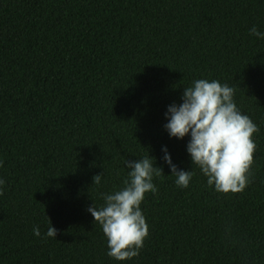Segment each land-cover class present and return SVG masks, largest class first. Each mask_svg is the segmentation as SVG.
Returning a JSON list of instances; mask_svg holds the SVG:
<instances>
[{
    "label": "trees",
    "instance_id": "1",
    "mask_svg": "<svg viewBox=\"0 0 264 264\" xmlns=\"http://www.w3.org/2000/svg\"><path fill=\"white\" fill-rule=\"evenodd\" d=\"M253 25L264 32V0H0V264H264V39ZM199 79L234 88L259 129L242 193L210 188L190 136L164 128ZM164 148L195 173L187 188ZM149 154L164 174L141 204L149 235L138 257L116 261L87 209L123 187L126 160Z\"/></svg>",
    "mask_w": 264,
    "mask_h": 264
},
{
    "label": "clouds",
    "instance_id": "2",
    "mask_svg": "<svg viewBox=\"0 0 264 264\" xmlns=\"http://www.w3.org/2000/svg\"><path fill=\"white\" fill-rule=\"evenodd\" d=\"M250 35L264 39L255 25ZM235 89L218 80L199 79L192 86L184 87L182 103L168 107L164 125L170 138L183 140L190 136L187 151L192 165H196L207 178V185L224 195L242 193L251 183L252 166L256 151L254 134L259 131L249 116L242 114L234 102ZM164 161L176 177L178 187L187 188L195 173L178 170L172 163L167 148L163 149ZM131 171L123 181V187L103 196L104 204L88 207L95 223H99L107 240V255L116 261H126L140 255L149 228L141 211V204L149 192H158L154 176L163 174L162 167L155 166L150 154L140 160H126ZM3 161H0V167ZM104 173L93 177L99 185ZM5 181L0 179V196ZM49 219V218H48ZM50 221V219H49ZM41 236L39 227L33 229ZM57 229L50 221L46 237L56 239Z\"/></svg>",
    "mask_w": 264,
    "mask_h": 264
}]
</instances>
